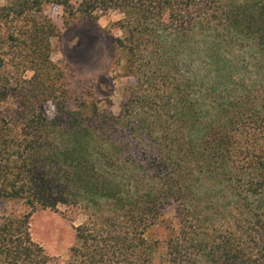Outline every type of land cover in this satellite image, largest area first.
Returning <instances> with one entry per match:
<instances>
[{
	"label": "trees",
	"instance_id": "obj_1",
	"mask_svg": "<svg viewBox=\"0 0 264 264\" xmlns=\"http://www.w3.org/2000/svg\"><path fill=\"white\" fill-rule=\"evenodd\" d=\"M48 5L121 13L117 112L69 94ZM0 199V264H264V0L0 3ZM38 209L85 213L65 258Z\"/></svg>",
	"mask_w": 264,
	"mask_h": 264
},
{
	"label": "rangeland",
	"instance_id": "obj_2",
	"mask_svg": "<svg viewBox=\"0 0 264 264\" xmlns=\"http://www.w3.org/2000/svg\"><path fill=\"white\" fill-rule=\"evenodd\" d=\"M0 3L4 4L5 0H0ZM45 11L61 26V35L52 40V59L65 68L69 94L72 97L108 98L112 102V111L117 112L123 88L132 82V78L123 72V62L118 59L115 48L114 39L121 32L115 29L114 23L121 18V13L110 10L99 14L95 21L76 17L68 26L62 27L60 7L48 5ZM46 107L47 114L52 116L53 105L47 103ZM14 207L10 202L0 199V213H6ZM172 212L169 208L165 214L170 216ZM85 219L83 211L62 214L38 209L30 217L29 230L32 239L47 253L65 258L74 243V227ZM162 233V227L155 229V234L161 236Z\"/></svg>",
	"mask_w": 264,
	"mask_h": 264
}]
</instances>
